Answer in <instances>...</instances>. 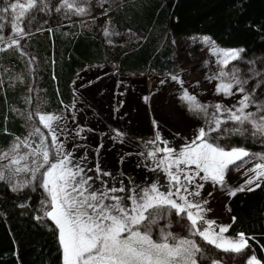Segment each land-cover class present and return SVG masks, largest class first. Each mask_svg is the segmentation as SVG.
I'll list each match as a JSON object with an SVG mask.
<instances>
[{"label": "snow or ice", "instance_id": "1", "mask_svg": "<svg viewBox=\"0 0 264 264\" xmlns=\"http://www.w3.org/2000/svg\"><path fill=\"white\" fill-rule=\"evenodd\" d=\"M39 2L17 0L0 8V12H7L10 8L15 14L12 24L15 36L24 35L20 22ZM104 2L101 0V3ZM62 6L77 15L87 11L78 0H63ZM105 35L109 33L106 31ZM10 39L9 46L19 43L14 38ZM242 51L214 48L211 54L218 57L216 62L221 70L206 77L208 80H219L215 87L217 95L232 96L234 88L242 93L236 105L202 104L196 95L184 89L180 99L187 105L189 112L204 114L207 127L197 129L194 138L179 150L169 146V141L163 139L159 131H156L155 139L149 141L151 144L163 145L147 152L146 158L155 162L152 171L160 170L165 174L168 181L166 190H161L159 182L139 186L131 180L127 186L123 180L119 181V187L108 186L102 177H111L115 181L113 173L104 170L99 160L94 167H88V153L76 157L75 150L80 147L79 144H73L71 150L67 149L65 141L60 138L66 128L60 127L62 117L56 114L37 110L39 124L47 130V135L40 127H35L27 137H16L7 151L0 150V181H7L9 175L28 173L31 179L12 184V191H21L33 181H37L44 190L46 199L41 200L43 216L36 219L47 218L54 223L62 250V264H199L210 257L195 237L235 256L244 255L251 248L249 240L254 237H246L243 232L237 233L235 237L226 235L236 222V217H232L231 224L218 225L215 220L206 218V213L211 211L206 207L209 201L195 199L201 196L204 187L198 180L211 181L213 185L226 188L229 197L245 190L254 191L264 183V154H250L239 147L226 150L211 136V133L221 131L222 125L231 121L234 127L225 128V132L244 135L251 130L253 136L264 137V102L258 103L255 96L246 91L244 85L247 81L239 79L235 70H225L231 61L240 57ZM172 79L177 81L178 77L172 76ZM178 82L182 84V81ZM144 100L148 102L149 97H144ZM250 106H255L256 110L248 111ZM209 107L215 109L211 115L208 113ZM29 119H32L31 114ZM153 127H157L155 120ZM84 131L83 127L78 128L76 136L79 137ZM120 135L117 132V136ZM33 136L39 137L35 147L31 139ZM22 148L26 151H21ZM102 148L103 143L97 145V156ZM157 153H163V156L157 159ZM250 155L259 161L245 173L252 175L239 187H229L226 173L230 166L236 165L238 161L247 163L245 158ZM89 172H95V176L88 175ZM97 181L100 182L99 186L96 185ZM173 211L177 217L188 221L185 225L188 235L178 236L161 228L159 239H155L154 226H158L159 220ZM166 227H170V223ZM210 264H222V260L211 258ZM245 264H264V261L253 252Z\"/></svg>", "mask_w": 264, "mask_h": 264}, {"label": "rangeland", "instance_id": "2", "mask_svg": "<svg viewBox=\"0 0 264 264\" xmlns=\"http://www.w3.org/2000/svg\"><path fill=\"white\" fill-rule=\"evenodd\" d=\"M125 1L127 0H105L101 3V0H78L80 6L85 7L87 11L85 14L77 15L62 6L63 0L59 1L54 11L49 9L47 0H40L37 7L20 22L21 27L24 28L23 36H15L13 32L12 24L15 14L11 9L9 8L7 12H0V37H3L0 40V54L22 63V72L12 73L14 83H21L22 76L30 77L29 91L25 97L27 109L24 112L15 110L23 121L27 136L35 127H40L41 131L47 135V130L39 124L36 115L37 110L41 113L40 108L45 100L37 89L38 64L29 57L28 36L31 34L42 36L45 31L57 30L64 25H69L68 28L71 29L75 22L79 23L82 30L91 31L96 25L97 12ZM15 2L17 0H3L0 8ZM58 8L59 11H57ZM70 29L68 31H71ZM106 31L109 33L107 36ZM103 32L109 50L127 49L137 40V37L132 34L118 33L110 22L105 23ZM10 38L18 40L19 43L9 46ZM171 43L177 72L156 76L149 70L145 75L131 73L120 77L112 65L86 67L79 71L73 80L74 102L71 112L51 113L62 117L59 125L66 128V131L60 138L65 141L67 149L71 150L73 144H79L80 147L75 150L76 157L88 153V167H94L99 160L103 162L101 167L104 170L113 173L115 181L111 177H102L108 182V186L119 187L121 180L127 186L131 180L139 186L159 182L161 190H166L168 181L165 174L160 170L152 171L151 169L155 168V162L146 158L147 152L153 151L157 146L163 147V145L151 144L149 141L154 140L156 131H159L162 138L169 141V146L179 150L182 145L194 138L197 129L207 127L204 114L189 112L187 105L180 99L184 89L196 95L200 103L210 106L220 103L231 107L236 105L243 95L235 88L232 96L217 95L215 87L219 80L206 79L221 70L216 62L218 57L211 54L214 48H221L207 37L173 38ZM225 70L229 72L235 70L239 79L247 81L244 85L246 91L253 94L258 103L264 102V59L247 58L241 52L240 57L231 61ZM172 76H177L178 80L174 81ZM178 81H182V84ZM146 96L149 97L148 102L144 100ZM255 110V106H250L248 109V111ZM214 111L213 107H209V115ZM29 114L32 115V119H29ZM153 120L157 122L156 128L153 127ZM80 127H83L85 131L77 137L76 131ZM233 127L232 122L228 121L222 125L221 131L213 132L211 136L216 138V143L226 150L237 148L236 142L239 141L242 144L239 148H244L250 154H264V137L253 136L251 130L244 135L224 131L225 128L232 129ZM117 132L121 135L117 136ZM31 139L35 147L39 143V137L33 136ZM257 140L258 149L253 151L252 146ZM14 141L7 147H0V150L7 151ZM100 143H103V148L97 156L95 149ZM21 151H26V149L22 148ZM162 156L163 153H157V159ZM245 159L247 163L238 161L236 165L230 166L226 173V184L229 187H239L243 184L248 176L252 175V173L248 175L245 173L259 162L252 158V155ZM126 168L131 169L133 174H127ZM88 175L95 176V172H89ZM10 176L12 184H20L31 179L28 173ZM198 182L203 183L204 187L201 190V196L195 199H207L209 203L206 207L211 209L206 213V218L215 220L218 225L229 224L231 217L226 207L229 200L227 189L213 185L211 181L198 180ZM99 183L97 181L96 185L99 186ZM29 187L41 188L37 181H33ZM249 187H254V185ZM209 193L212 195L209 196ZM169 223L170 227H166ZM187 224L186 218L177 217L173 211L160 219L158 226H154L153 237L159 239L161 228L178 236H186L188 235L185 227ZM195 239L206 250L210 259H221L222 264H245L247 257L252 254L248 249L244 255L235 256V254L224 253L207 245L199 237ZM210 259L201 260L199 264H210Z\"/></svg>", "mask_w": 264, "mask_h": 264}, {"label": "trees", "instance_id": "3", "mask_svg": "<svg viewBox=\"0 0 264 264\" xmlns=\"http://www.w3.org/2000/svg\"><path fill=\"white\" fill-rule=\"evenodd\" d=\"M59 1L47 0L49 9L54 11ZM106 22L118 33L134 35L136 42L127 49L109 50L103 32ZM73 26L28 36L29 57L38 64L37 89L45 100L41 113L71 112L72 83L86 67L112 65L120 77L149 70L156 76L177 72L173 38L205 36L221 49H243L247 58L264 59V0H127L97 12L91 31L82 30L78 22ZM13 72L21 73L22 63L0 54V147L27 136L15 110L27 109L30 77L14 83ZM236 145L242 147L239 141ZM11 185L10 175L0 181V264H62L54 223L36 219L43 216L44 191L27 187L14 192ZM227 208L236 217L227 235L243 232L254 237L250 250L264 261V183L229 197Z\"/></svg>", "mask_w": 264, "mask_h": 264}, {"label": "crops", "instance_id": "4", "mask_svg": "<svg viewBox=\"0 0 264 264\" xmlns=\"http://www.w3.org/2000/svg\"><path fill=\"white\" fill-rule=\"evenodd\" d=\"M112 163H113V162H112ZM102 164H103V162L101 161V166H102ZM125 172H126L127 174H133L132 170H131V169H128V168H126ZM230 217H231V215H230ZM231 222H232V217L230 218V223H229V224H231Z\"/></svg>", "mask_w": 264, "mask_h": 264}]
</instances>
